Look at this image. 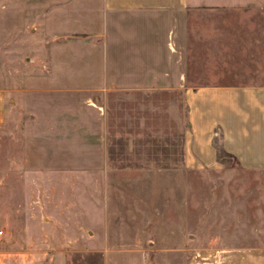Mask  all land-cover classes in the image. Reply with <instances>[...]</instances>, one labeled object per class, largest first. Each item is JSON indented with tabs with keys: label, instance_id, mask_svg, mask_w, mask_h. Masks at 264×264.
Instances as JSON below:
<instances>
[{
	"label": "crops",
	"instance_id": "crops-1",
	"mask_svg": "<svg viewBox=\"0 0 264 264\" xmlns=\"http://www.w3.org/2000/svg\"><path fill=\"white\" fill-rule=\"evenodd\" d=\"M31 36L34 49L21 57ZM210 74L219 79L207 80ZM113 95L139 132L134 139L152 141L150 134L160 133L164 148L172 147L174 115L183 109L187 170L219 167L220 157L263 170L264 0H0V126L6 143L18 146L6 151L5 180H18L20 188L6 228L20 230L16 244L30 243L33 211L43 222L38 246L77 242L83 229L94 236L93 229L109 227L104 198L110 191L128 195L115 181L173 176L112 167ZM132 195L134 218L128 212L126 223L119 216L114 221L138 230L142 245L146 230L157 228L156 208L135 189ZM141 199L154 219H140L146 208L131 202ZM164 211L167 264H190L186 226L171 217L173 196ZM218 244L198 251L191 264H264L263 236L245 245ZM140 251L146 264L150 253ZM15 257L25 262L29 253Z\"/></svg>",
	"mask_w": 264,
	"mask_h": 264
},
{
	"label": "rangeland",
	"instance_id": "rangeland-1",
	"mask_svg": "<svg viewBox=\"0 0 264 264\" xmlns=\"http://www.w3.org/2000/svg\"><path fill=\"white\" fill-rule=\"evenodd\" d=\"M29 39L20 47L21 57L26 53L31 55L34 49L37 37L31 36ZM206 78L211 81L219 79L213 74ZM117 97L116 95L110 97L109 108L112 116L109 148L110 157L115 163L112 167L119 172L169 173L173 176L166 177L167 179H164V176L158 177V180L115 181L114 184H117L119 190L121 189L120 193L125 190L128 195L120 199L110 191L104 198V206L109 215V227L99 226L93 229L94 236L89 234L87 229L79 230L78 233V230L70 228L68 231L71 234L78 233L77 242L38 246L35 242L40 237L41 230L38 229L37 224L42 225L43 222L41 215L33 211L29 215L30 243L16 244L14 238L20 236V230L6 226L10 221L8 210L12 206L11 200L18 194L20 188L18 180H5L7 172L5 155L7 150L17 152L18 146L14 142L6 143L4 125L0 126V229L3 230L0 237V264H143L140 248L147 249L150 253V259L146 264H167L164 255L166 247L164 238L169 230L165 229L164 209L170 196H173L174 209L177 210L171 217L186 226L183 233H188L190 264L196 260L194 255L198 251L203 248L219 247L220 241L228 243L225 246L229 247L245 245L257 236L264 237V169L245 170L231 158L220 157L222 164L219 167L187 170L181 162L183 126L179 124V120L181 114H184L183 109L182 113L179 111L178 115H174L176 119L172 124V147L164 148L166 140L160 133L157 134L156 139L150 134L152 141L134 139L138 137L139 132H136V129L133 131L134 126L129 119L131 116L126 115V118L122 116L118 105L123 101ZM121 125L125 130L119 137L117 131L123 130ZM153 139L156 142H153ZM169 160L172 163H168ZM146 161L156 162L148 164L145 163ZM8 172L12 177L17 174L10 168ZM178 175L182 176L181 180H177ZM134 189L140 192V196L145 197L143 199L147 200L148 208L150 207L151 210L156 208L157 228L146 230L148 242L142 245L138 244V230L127 229L121 226L123 223L114 221L115 217L119 216L120 220L126 223L127 216L129 217L130 214H132L130 217L134 216L135 213L132 211L134 207L129 204ZM143 199L131 203L135 207L139 203L146 208L140 219L145 216L154 219V212L151 210L148 212ZM74 215L75 212L71 211L72 220ZM96 224L98 226L100 222ZM115 226L119 227L115 228ZM42 248L47 254L43 255L44 252L40 250ZM37 249L41 252L35 254ZM22 250L29 253L28 261L21 262L16 259L15 253ZM7 253L12 256L6 257Z\"/></svg>",
	"mask_w": 264,
	"mask_h": 264
},
{
	"label": "built area",
	"instance_id": "built-area-1",
	"mask_svg": "<svg viewBox=\"0 0 264 264\" xmlns=\"http://www.w3.org/2000/svg\"><path fill=\"white\" fill-rule=\"evenodd\" d=\"M2 234H3V230L0 229V237H1Z\"/></svg>",
	"mask_w": 264,
	"mask_h": 264
}]
</instances>
